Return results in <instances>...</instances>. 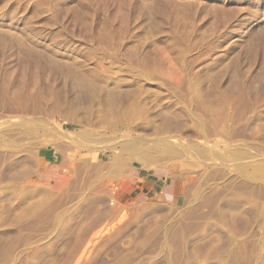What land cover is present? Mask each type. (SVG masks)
Returning <instances> with one entry per match:
<instances>
[{"label":"rangeland","instance_id":"rangeland-1","mask_svg":"<svg viewBox=\"0 0 264 264\" xmlns=\"http://www.w3.org/2000/svg\"><path fill=\"white\" fill-rule=\"evenodd\" d=\"M0 125L20 159L22 177L5 184L16 194H52L58 212L100 189L107 205L86 204L91 217L155 209L98 221L96 260L142 238L162 209L217 220L229 201L226 264H264V0H0ZM132 165L168 177L169 197H120ZM46 217L33 238L53 227ZM79 217L40 263L58 264Z\"/></svg>","mask_w":264,"mask_h":264},{"label":"bare ground","instance_id":"bare-ground-1","mask_svg":"<svg viewBox=\"0 0 264 264\" xmlns=\"http://www.w3.org/2000/svg\"><path fill=\"white\" fill-rule=\"evenodd\" d=\"M5 126H3V129L9 127ZM12 147V144H10L8 140H2V138H0V210L3 209L6 211H4V214L0 212L2 214L0 215V264H42L39 262V258L43 253L51 250L54 247L61 233L65 231L66 228H68V226L76 219V216H81V218L79 217L80 223L78 224L76 222L78 224L76 225L78 226V231H76L77 236H75L76 239L74 238V242H71L70 244L67 241L68 245H65L63 253L61 252L62 255L60 256L59 261L57 260L58 264H195L197 261L198 264H226L227 257L229 256L230 242L229 235L226 233V230H224L223 224L226 220L229 201L224 203L222 202L221 204H218L216 206L215 212L217 214V220H212L213 217L211 219H204L203 221L198 220L199 222L185 219L179 220L176 218L177 215L174 217V214L172 216L169 214V211L166 212V210L162 209L160 213L157 212L159 213V218L157 219V221H155L154 225L152 224V227L146 228L144 226V228L146 229L143 230L144 233L142 238H140L139 240L137 239L138 241L134 242L133 244L131 243L132 245L129 244L130 246L126 248L124 246L123 249H121V247L120 250H114L115 252H113L111 255H107L104 259L96 260L97 254L90 248L89 250L88 246H90L89 243L92 241L90 237L92 235L95 236L96 233H99V230L93 233L94 229H92V227H94V225L97 224L98 221L106 220L108 218L113 220L114 218L117 221L121 220L122 222H124V224H127L135 221L137 218L143 217L145 214L154 211L155 209L153 210L152 207L149 206H140L142 210L140 209V211L138 209L137 213L134 212L130 216L120 214V210L122 208L120 206V209L118 207L119 205H117L119 209L115 206L110 208V212H106L103 211L105 210V207H103V205L106 206L107 203H105L104 199L100 198V189H90L91 191H87L84 195L80 193L82 196H80L79 199L77 197L78 200L74 203H69L70 205L67 204L68 206H66V203H68L66 202L64 203V206L66 207L62 209V205V207L59 209L61 211L54 212V210L57 209L61 203L63 204V202L60 201V198L58 199L52 194L49 196V192L45 191L48 194V196L47 194H45V196H47V200L39 201V199L37 202V191H23L22 194L18 195L16 194V192L18 191L14 192L12 188L9 189L10 185L8 187L7 185H5L10 181L16 180L20 176L22 177V174L15 170L16 165L19 163L18 161L20 159L18 158V156H14L15 154L13 153L15 152L12 151ZM14 149H16V147H14ZM48 153L51 154L50 151H48ZM246 189L248 192L254 191V189L250 186H247ZM84 192L85 191H83V193ZM237 195L239 196V194ZM25 196L31 197L30 199L36 198V200L29 199V201H27V198H25ZM22 197H24V200L26 201H22ZM238 198L239 197H237V199ZM96 201L101 202V204H103L101 207L104 209L100 211L98 209L96 210V212L94 210L96 216L94 215L93 217H91L93 215L91 214L93 208H91L92 211H90L88 210L90 208H87L88 206L86 207L85 205L89 203L92 204ZM237 205L239 204L237 203ZM238 209L242 210L241 207ZM245 209H247V207H245ZM159 210L160 209L156 211ZM98 211L101 213H105L99 214ZM108 212L110 213V215ZM106 213L108 214V216ZM180 213L181 212H178L177 214ZM193 213L194 212H188L186 216H189L190 214L191 217L192 215L196 214V211L194 214ZM181 215L183 217L184 214ZM46 216H50L52 218L53 224H50L53 227L49 229L47 233L45 232L44 235L38 238H35L34 234L33 238V232L37 227H39L41 220L45 217L46 221H48ZM104 216H106L107 218L104 219ZM154 238L160 239L158 242V249L148 247L149 242ZM54 249L55 248H53V250Z\"/></svg>","mask_w":264,"mask_h":264},{"label":"crops","instance_id":"crops-1","mask_svg":"<svg viewBox=\"0 0 264 264\" xmlns=\"http://www.w3.org/2000/svg\"><path fill=\"white\" fill-rule=\"evenodd\" d=\"M41 157L46 163L51 165L59 162L58 157L50 155L48 152L41 154ZM40 173L41 176L47 177L43 171H40ZM169 187L170 181L168 177L141 166L132 165L129 168V173L123 178L118 187V194L120 197L129 198L143 197L145 195L150 198L169 197Z\"/></svg>","mask_w":264,"mask_h":264}]
</instances>
